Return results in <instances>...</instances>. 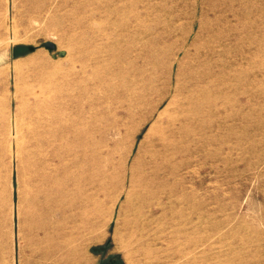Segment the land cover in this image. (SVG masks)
<instances>
[{
	"label": "rangeland",
	"instance_id": "rangeland-1",
	"mask_svg": "<svg viewBox=\"0 0 264 264\" xmlns=\"http://www.w3.org/2000/svg\"><path fill=\"white\" fill-rule=\"evenodd\" d=\"M42 61L70 72L42 176L75 263L40 254L35 177L10 150L37 83L12 66ZM1 113L0 264H264V0H0ZM157 150L171 164L140 234L133 179Z\"/></svg>",
	"mask_w": 264,
	"mask_h": 264
},
{
	"label": "bare ground",
	"instance_id": "bare-ground-1",
	"mask_svg": "<svg viewBox=\"0 0 264 264\" xmlns=\"http://www.w3.org/2000/svg\"><path fill=\"white\" fill-rule=\"evenodd\" d=\"M91 56L92 57L90 60L93 61L96 59V55L94 53ZM87 64L88 63L84 61L83 68L87 67ZM12 67H14L17 79L31 77L37 82L30 88V95H32V98L26 105L25 115L18 129L17 139L15 142L10 143V150H13L15 147L17 156L26 166L29 167L30 171L35 177L31 196V228L36 234H38V236L35 238L34 242L37 245L41 243L45 244L43 248L39 249V251L41 255L46 257H52L54 255L60 254L61 252H63V254L64 252L65 254H68V250L66 249L70 248V254L73 256L72 261L74 262L75 260V262H79L82 259L78 254V238L74 237L72 239H67L66 237L68 236V233L66 231L65 225L59 224L60 222L54 224L52 209V203L54 200L52 195L54 191L45 187L46 178L45 176H42V173L44 172L42 163L45 160V147L48 142L49 134L48 123L53 114L52 98L53 95H56V92L61 87L56 84V81L60 78L61 81H63V83H60V85L64 86L66 83L65 80H67L70 72L61 74L59 71L49 70V64L45 61L33 65L30 68L33 71L32 74H25L24 68L21 66L18 67L15 65ZM11 72L12 70L10 67H7L6 69L3 68L1 70V88L4 93L1 104L4 107H6L8 103L7 86L9 84V77L12 74ZM93 74H97L96 69H93ZM2 115L3 113H1L0 119L3 118ZM167 140V138H160L158 143L160 145H164ZM165 157L167 156L161 154L159 150H157L155 153H152L150 155L149 165H147V167L144 169L142 168L139 171L138 176L135 177V180L133 179V186H135V190L133 192L135 203L133 202L132 204L134 205L133 210L135 211L133 221L136 223V227L138 228L137 231L140 234H143L145 226L143 223H140V221H142V219H148L149 216L145 212V208L151 207L156 203L155 199H157V197L163 191L161 188H163L165 185L163 177H159V171L168 168L171 164V159ZM41 234L42 237H40ZM70 243L73 244L69 247ZM71 256L66 255V257H64L65 261L69 260V257Z\"/></svg>",
	"mask_w": 264,
	"mask_h": 264
},
{
	"label": "water",
	"instance_id": "water-1",
	"mask_svg": "<svg viewBox=\"0 0 264 264\" xmlns=\"http://www.w3.org/2000/svg\"><path fill=\"white\" fill-rule=\"evenodd\" d=\"M46 47L49 48V49H53V48H55V45L50 42V43L46 44Z\"/></svg>",
	"mask_w": 264,
	"mask_h": 264
},
{
	"label": "flooded vegetation",
	"instance_id": "flooded-vegetation-1",
	"mask_svg": "<svg viewBox=\"0 0 264 264\" xmlns=\"http://www.w3.org/2000/svg\"><path fill=\"white\" fill-rule=\"evenodd\" d=\"M112 264H117V259L111 260Z\"/></svg>",
	"mask_w": 264,
	"mask_h": 264
}]
</instances>
